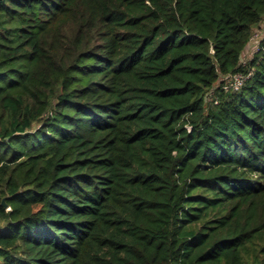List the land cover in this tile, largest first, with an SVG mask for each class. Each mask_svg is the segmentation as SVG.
Wrapping results in <instances>:
<instances>
[{"label": "trees", "instance_id": "obj_1", "mask_svg": "<svg viewBox=\"0 0 264 264\" xmlns=\"http://www.w3.org/2000/svg\"><path fill=\"white\" fill-rule=\"evenodd\" d=\"M263 21L0 0V264H264Z\"/></svg>", "mask_w": 264, "mask_h": 264}, {"label": "rangeland", "instance_id": "obj_2", "mask_svg": "<svg viewBox=\"0 0 264 264\" xmlns=\"http://www.w3.org/2000/svg\"><path fill=\"white\" fill-rule=\"evenodd\" d=\"M261 26L264 27V21L262 22ZM262 29H264V28H262ZM262 29L260 28L261 33H258L257 32L258 33V40L256 41V39H254V40L250 41V42H253L254 44H248V47L243 52V58H242V60L249 59L251 57V55L253 54V52L256 50V47L255 46H257V44L260 41V38L263 35V30Z\"/></svg>", "mask_w": 264, "mask_h": 264}, {"label": "built area", "instance_id": "obj_3", "mask_svg": "<svg viewBox=\"0 0 264 264\" xmlns=\"http://www.w3.org/2000/svg\"><path fill=\"white\" fill-rule=\"evenodd\" d=\"M261 27L264 28L263 26H261ZM262 30H263V35H262L261 38L264 37V29H262ZM257 32H258V33H261L260 30H259V31H256V32L252 35L250 41H252V40H254V39H256V41L258 40V33H257ZM261 38H260V40H261ZM239 85H240V76H238V75H234V76L232 77V86H233L234 88H237Z\"/></svg>", "mask_w": 264, "mask_h": 264}, {"label": "crops", "instance_id": "obj_4", "mask_svg": "<svg viewBox=\"0 0 264 264\" xmlns=\"http://www.w3.org/2000/svg\"><path fill=\"white\" fill-rule=\"evenodd\" d=\"M261 27V26H260Z\"/></svg>", "mask_w": 264, "mask_h": 264}]
</instances>
